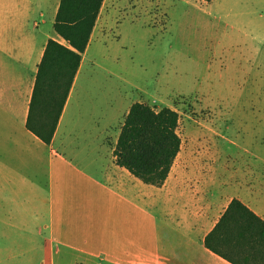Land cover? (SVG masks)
I'll list each match as a JSON object with an SVG mask.
<instances>
[{
  "label": "crops",
  "instance_id": "crops-1",
  "mask_svg": "<svg viewBox=\"0 0 264 264\" xmlns=\"http://www.w3.org/2000/svg\"><path fill=\"white\" fill-rule=\"evenodd\" d=\"M59 2L0 0V264L23 208L45 219L52 264L59 253L78 264H232L204 240L234 198L264 220L263 44L244 42L224 57L215 149L179 151L154 186L102 155L97 118L82 122L80 67L50 144L27 128Z\"/></svg>",
  "mask_w": 264,
  "mask_h": 264
},
{
  "label": "rangeland",
  "instance_id": "rangeland-1",
  "mask_svg": "<svg viewBox=\"0 0 264 264\" xmlns=\"http://www.w3.org/2000/svg\"><path fill=\"white\" fill-rule=\"evenodd\" d=\"M50 28L48 38L64 42ZM253 41L264 46V0H104L82 54V122L97 118L99 150L112 159L134 102L170 107L179 116L180 156L214 150L213 122L222 117L226 91L222 62L228 50ZM29 213L23 208L22 222L7 237L5 264L53 263L46 221ZM58 256L61 264H78Z\"/></svg>",
  "mask_w": 264,
  "mask_h": 264
},
{
  "label": "trees",
  "instance_id": "trees-1",
  "mask_svg": "<svg viewBox=\"0 0 264 264\" xmlns=\"http://www.w3.org/2000/svg\"><path fill=\"white\" fill-rule=\"evenodd\" d=\"M104 0H60L53 22L64 42L48 39L38 65L27 128L50 144ZM210 1V0H205ZM178 113L134 102L113 148L116 165L146 184L161 186L181 148ZM205 246L232 264H264V220L230 201L205 237Z\"/></svg>",
  "mask_w": 264,
  "mask_h": 264
}]
</instances>
